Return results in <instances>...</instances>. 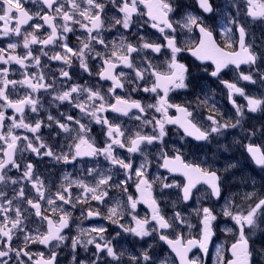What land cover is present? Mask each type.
<instances>
[{"label":"flooded vegetation","instance_id":"1","mask_svg":"<svg viewBox=\"0 0 264 264\" xmlns=\"http://www.w3.org/2000/svg\"><path fill=\"white\" fill-rule=\"evenodd\" d=\"M20 2L24 9L31 15H34L37 11H41V3L39 0H36V2L34 0H20ZM97 2L105 5L104 12L101 13V18L104 21L103 28L101 29V37L104 39L107 49L104 45L96 44L95 41L93 42V51H86L88 71L80 67L79 60L75 57L72 58L71 67H66L62 61L50 59L54 54H64L61 50V42L59 40L47 46L39 43L29 46L33 56L39 57V66L31 59L26 62L27 68L22 67L14 61L9 64L0 62V68L7 67L9 69L7 76L9 80L20 81L24 79L25 73L29 77L43 73L45 83L55 82V92L41 89L38 92L32 93L33 98L38 100L36 112H32L30 106H26L24 109L23 115L25 123L34 125L37 121L41 122V128L38 132L32 133L27 129L17 128L14 129L13 134L20 137L27 136L28 140L32 141L34 147H39L43 143L55 155L68 154L71 157L75 150V143L78 142L77 134L79 132V125L76 124V121H79L80 124L85 125L90 130L87 133V138L93 143V146L96 149H103L112 143V138L107 134V125L96 122V119L90 114L92 111L91 107L87 108V112H82L80 108L76 107L77 102L86 101L87 93H73L70 101L54 100V97L58 92L67 91L72 85H80L93 91H99L104 96L106 107L108 104H114L116 97H120L122 100L129 102L139 101L145 108L143 113L136 108H130L127 111V115H124L123 113L113 112L109 108L107 111L97 114L100 117H106L109 123L120 126L124 137L118 138L124 142V147L113 145L112 155L116 159L123 160L125 163L130 162L132 169L125 171L120 165L113 164L103 153L95 156L77 157L75 160L70 159L67 163L63 160L57 161L53 157L43 155L47 150L45 148H40L41 155L38 156L30 149H27L26 142L21 139L17 143V151L15 153L16 163L20 164L21 167L17 169L9 165L5 170L7 177H10L12 180H18L20 183H0V191L4 192L8 199H13L18 189L22 187L25 198L32 199L34 203L37 202V193L33 184L28 180H21L24 165L27 163H31L34 166L33 179L38 177L44 182L45 197H54L57 191H62L63 186L67 187L71 196L75 198L82 196V189L75 182H83L89 188H93L96 187L97 181L102 176H111L112 179L108 181V186H101V189L107 192V195L103 197L102 203L89 197L86 203L83 202V199L80 203H76L73 200L75 204L74 208L70 204L63 205L66 211L71 214V218L69 220V226L61 233L66 236V240L59 243L58 247L55 246L58 242L53 241L49 245L29 243L25 248V233L35 235L38 231L40 234H44L47 231V222L42 221L40 217L35 215L34 210L25 202V199L18 198L13 200V207H20L21 209L23 225L21 231H14L11 246L17 249L23 248L33 255V259H35L36 254L41 252L47 259L50 251H54L56 253L55 264H80L81 261H84L85 264H91V261L95 259L93 255L96 252L95 245H88L87 249H85L82 244H78L75 250H73L71 247L72 239L77 236H80L82 240L89 239L95 233L89 235L88 232H84L81 234V230L104 227L106 231L102 235L106 239L111 240L114 249L118 254H121L120 257L123 258L121 264H136V262L131 260V257L136 256L139 259V253L144 250H147L148 254L152 257L151 264H160L161 261H167V264H178L172 257L170 249H167V243L159 239V232H153L151 236L141 239L131 233L124 232L119 227V224H123L125 227H134V216L137 219L147 218L151 220L152 209L148 203H145L141 199V191L136 188L137 178L134 175V170L139 168L141 164L147 162L145 176L152 185L150 189L151 196L157 201L161 214L173 224L171 229L163 230V234L173 239L179 234L182 236V240L185 241L190 238L202 237V216L197 215L198 210H194L192 207L206 188L204 185L196 186L191 190L189 203H184L182 197L186 179L172 175L171 173L177 171H171L170 168L163 166L164 161L161 156V149H163V152L170 159L175 155H180L186 164L200 165L205 169L215 171L221 177L220 185L222 193L224 191V178L230 179L232 175L231 170L228 169L232 164L228 163L233 162V160H239L238 167L246 169L245 164L250 159L245 152L236 150L235 140H232L234 144H226L223 140L226 130L221 135L213 134L207 141H204L187 135L184 129L178 124H165L166 135L163 138L162 145L160 142L141 144L140 151L129 152L128 147L130 145L127 143L126 138H134L135 133L155 135L158 129H154V121L163 118V113L156 112L154 108L147 107L148 105L157 104V101L163 96V90L158 89L159 95L157 93L143 91L144 88H150L155 79L151 71L143 70L148 68L149 64L158 72H166L168 70L167 64L171 60V50L166 47L167 40L165 37L171 38L174 36L176 45L181 49L192 48L198 44L201 39L199 29L193 26L192 30L189 31L181 26L184 23V17L188 13L203 19L204 26L212 31L214 41L224 51H239V33L237 26L230 23L232 18H236L239 24L245 27V44L251 45V50L257 54V60L260 62L259 70L257 66L253 67L250 64L238 68L229 65L219 72L217 76H212L211 73L215 71L216 67L212 60H200L191 51L182 50L177 53L176 59L188 68L187 79L185 81L188 87L172 89L167 96L169 104L188 108L193 114V123L202 130L207 129L211 124L207 119L209 115H212L220 123L228 121L235 123L236 106H240L246 111L247 100L245 97H250L247 88L251 84V81L242 80L241 74L251 75L253 78V73L259 72L258 76H262V80L264 81V18H253L247 14V0H210L214 9L212 13H205L199 7L198 0H168L173 7V11L169 13L168 19L173 23L176 31L173 33L171 29L166 28L162 33L158 28L152 27L153 22L147 15V8L144 4L137 5L138 12L133 14L132 25L129 29H123L122 25L117 24L113 26L112 23L113 17L117 19L122 18L123 13H120L108 0H97ZM259 2L264 3V0H259ZM77 3H80L81 7H86L83 0H77ZM69 7L70 5L65 3V10ZM46 11L48 14H51L50 10ZM44 14L45 11H41V15ZM54 22L59 25V18ZM36 23L43 22L34 16L33 20L21 26V33L33 32L32 25ZM15 25L16 20L13 19L9 23V27L14 28ZM70 26L74 28V31L69 32L66 39L68 46L76 51L80 46L77 38L86 41L87 33L78 25ZM224 28H230L231 32L225 34ZM3 30L4 22L0 21V49H7L10 43H16L18 45L15 50L6 51L4 53L5 58L9 55H25L28 49L23 47V35L16 36L14 33H9L5 36L3 35ZM49 33L50 28L44 26L36 30L34 34L38 39H44ZM92 34L96 35V32L94 31ZM140 37H144V40H141ZM122 39L126 44H131L133 47H136L138 51L133 52L129 57L134 68H128L115 60L113 61L117 63L113 74L119 76L121 72L124 73V77H121V83L124 84V87L116 88L114 92L110 93L108 90L113 88V82L110 79H102L98 73L102 71L103 59H108L110 52L113 50V43L115 42V44L119 45ZM145 42L160 45L161 51L154 52L151 48L141 49L140 45ZM227 44H231L232 47H227ZM97 52L102 53V57L96 56L95 53ZM43 53H47V55H43ZM118 54L127 55L123 51ZM61 69L68 71L71 78L65 79L61 77ZM135 69L143 71V79H136ZM225 81L236 84L237 87L243 89L245 95L230 93V90L224 83ZM33 82L35 83L36 81ZM30 91L26 85L20 84H17L15 87L9 86L7 89L9 99L13 101L23 98ZM205 100H207V103H204ZM233 100L235 101V105L232 103ZM95 103L98 105L100 101L97 100ZM4 112L5 120L2 131L6 134L12 124L11 117L15 116L16 121L19 122L20 114L16 113L12 108L4 109ZM167 114L172 118L181 115L175 107L168 108ZM49 116L53 117V120L50 121L48 119ZM69 116L73 118L71 121L67 119ZM145 120H152L153 124H145ZM57 121L60 124H66L69 131L66 132L59 128ZM228 135L231 137L232 132L229 131ZM36 136H39V141L35 140ZM242 136L243 133L241 132L240 137ZM2 145L3 141L0 140V146ZM0 158H3L2 153H0ZM130 174L131 179H128ZM126 180L127 183L123 187H117L118 184ZM262 181L264 183V176L262 177ZM165 184L174 186L163 187ZM175 185H178V187ZM125 188L127 189L126 191L124 190ZM101 189L97 190V195L100 194ZM147 192L148 190L144 192L145 199L147 198ZM129 196L134 200L140 201L137 203L135 209L131 208L130 202L128 201ZM230 198L234 199L235 197ZM3 202V199L0 198V203ZM39 202L41 203L42 215H47L53 221H56L57 215L50 211L49 206L42 200ZM117 202H119L118 211L121 213V216L119 218V224H113L106 217L108 215V209L116 207ZM59 203L57 201V204ZM216 203L218 202L214 201V204ZM90 210L98 212L99 215L88 216L87 214ZM210 210L216 217L217 210L214 207ZM231 211L236 212L234 210ZM176 212H179L182 218L185 216L192 217L197 223L195 229H190L187 235L181 233L180 230L184 224H179L172 219ZM9 215L12 219L15 218L14 213L9 212ZM60 215H63V213H60ZM2 220L3 215L0 214V221ZM211 225L216 237L210 247L207 259L201 251L196 250L191 253L190 260H194L196 264H229V261L235 258L231 245L239 239L237 225L235 223L232 225L237 233L235 232L233 234L230 242L223 249H220L219 253L217 251L219 248L216 247L219 237L216 219L211 221ZM154 226L155 222H151L148 225L149 230ZM245 235L248 236L246 232ZM97 242L100 241L97 240ZM249 246L253 253L251 264H260L259 255L254 243L249 241ZM10 255L11 259L9 260V264H20V262L30 264L26 256H20L18 260L15 253H11ZM73 256L76 258L75 262L73 261ZM98 264H114V260L108 257L106 253H103V256H100ZM140 264H143L142 260Z\"/></svg>","mask_w":264,"mask_h":264},{"label":"snow or ice","instance_id":"2","mask_svg":"<svg viewBox=\"0 0 264 264\" xmlns=\"http://www.w3.org/2000/svg\"><path fill=\"white\" fill-rule=\"evenodd\" d=\"M36 2V0H34ZM41 3V11H45L44 15H41V11H37L34 15L29 14V12L24 9L20 0H0V21L4 22L3 35L7 36L9 33H14L16 36L23 35V47L28 49V51L23 56L9 55L5 58L4 53L8 50H15L17 48L16 43H10L7 46V49H0V62L3 64H9L10 62H15L21 65L24 68H27V61L31 59L37 66L40 64V59L37 56H33V53L30 49L31 44H42L44 46L51 45L59 40L60 47L63 55L57 53L50 57L51 60L62 61L66 67H71L72 58L75 57L79 60L80 67L85 71H88V64L86 62V51H93V42L96 44L104 45L107 49L104 39L101 37V29L103 28L104 21L101 18V13L104 12L105 5L103 3L97 2V0H83V3L86 4V7H81L80 3H77V0H39ZM114 7L118 9L120 13H123L122 18H112V23L114 25H122L123 29H129L133 23L132 17L134 13L138 12L137 5L144 4L147 8V15L152 20V27L158 28L160 32H164L165 29H171L175 33L176 29L173 27V23L169 21L168 15L173 11L172 4L168 0H108ZM65 3L70 5V7L65 10ZM199 7L205 13H212L214 11L210 0H198ZM247 14L253 18H264V3L259 2V0H247ZM46 10H50L51 14H48ZM239 11V9H237ZM38 18L43 23H36L32 25L33 32L31 33H21V26L27 24L29 21ZM78 17V18H77ZM59 18L60 23L57 25L54 21ZM15 19L16 25L14 28L9 27V23ZM179 23V22H176ZM230 23L237 26L239 33V51L236 52H227L224 51L213 39L212 31L204 26V21L202 18L197 17L191 13H188L184 17V23L181 25L182 28L192 30L193 26L199 29L201 39L198 44L192 48L181 49L176 45L175 37H165L167 40L166 47L171 50V60L167 64L166 72L155 71L149 64L148 68L143 71H151V74L155 77L154 82L150 88H144L145 92H153L159 95L158 89L163 90V96L157 101L156 105H148L149 108H154L156 112L163 113V118L160 120L154 121V129H158L155 135H141L140 133H135L134 138L128 137L127 143L130 145L128 147L129 152L140 151L141 144H153L154 142H160L163 144V138L166 135L165 124H178L182 127L187 135L194 136L197 140L207 141L210 136L213 134L221 135L225 130L229 128H236L241 125V121L245 119V110L240 106H236V121L232 123L230 121L220 123L212 115H209L207 118L211 124L207 129L202 130L195 123H193V114L186 107H181L180 105H172L167 101V96L170 90L187 88L188 85L185 82L187 79L188 68L186 65L179 63L176 59L177 53L182 50L191 51L194 56L200 60H212L215 63V71L211 73L212 76H217L221 69L228 67L230 64L235 65L237 68L241 63L245 64H255L258 57L257 54L251 50V45L245 44L246 30L243 25L239 24V21L236 18H232ZM70 25H78L81 29H84L87 33V39L80 40L78 39L79 47L76 51L72 47L68 46L67 43V34L73 32L74 28ZM163 25V26H161ZM47 26L50 28V33L44 39H38L34 34L36 30L41 29L42 27ZM59 29V31H58ZM96 32V35H93V32ZM225 34L231 32L230 28H224ZM30 37V38H29ZM141 40H144V37H140ZM227 47H232L231 44H227ZM141 49L151 48L154 52H160L161 46L158 44H149L142 43L140 45ZM126 52L127 55H119V52ZM138 49L133 47L131 44H126L123 39L119 45L113 43V50L109 54L108 59H103V68L98 75L102 79H110L113 82V88L109 89L110 93L114 92L116 88H123L124 84L121 83V77H124V73L121 72L119 76L114 75V69L117 67V61L125 65L128 68H134V65L131 63L129 57L133 52H137ZM47 55V53H43ZM96 56L102 57V53H95ZM143 71L140 69H135V77L137 80L143 79ZM9 69L7 67L0 68V140L3 141V145L0 146V153L3 154V158H0V183H12L18 184L20 181L12 180L10 177H7L5 170L8 166L15 167L19 169L20 164L16 163L15 153L17 151V143L21 139L26 142V148L30 149L32 152L36 153L38 156L41 155L40 148L47 149L43 155L53 157L57 161L63 160L64 162H69L75 160L77 157L82 156H95L99 153H103L107 159H110L113 164L120 165L125 171L132 169V164L125 163L123 160L116 159L112 155L113 145H118L124 147V142L118 137H124V133L120 130L119 125H113L109 123L106 117H100L97 114L107 111L109 108L116 113H123L127 115V111L130 108H136L141 113L145 111L144 106L141 105L139 101H127L122 100L120 97H116V102L114 104H106L104 102V96L100 94L99 91H93L92 89L82 87L80 85H72L67 91L58 92L54 97V100L59 101H70L72 99V94L87 93V99L85 102H77L76 107L80 108L82 112H87V108L91 107V116L96 119L97 123H103L107 125V134L112 138V143L108 144L103 149H96L93 146V143L87 138V133L90 131L85 125L80 124L79 121H76V124L79 125V132L77 134L78 142L75 143V150L72 153L71 157L68 154L55 155L47 145L41 143L39 147H34L32 141L28 140L27 136L20 137L13 134L14 129L23 128L27 129L32 133H37L41 128V122L37 121L34 125L24 122V109L26 106H30L32 112L37 111L38 100L33 98L32 93L38 92L43 89L45 91H53L56 89L53 83H45L44 75L40 73L38 75L29 77L25 73L24 79L20 81L9 80L7 79ZM60 76L65 79H70V74L68 71L61 69ZM241 79L245 81H251L255 83L251 75L241 74ZM33 81H36L35 83ZM227 88L230 90V93H239L240 95H245L243 89L236 86V84H231L224 82ZM17 84L26 85L31 91L26 93L23 98L17 99L15 101L9 99L7 89L9 86L15 87ZM247 100V111L249 113L264 112V99H257L255 97H245ZM99 100L100 103L97 105L95 102ZM207 103V100L204 101ZM235 105V101H232ZM170 107H175L177 111L181 114L178 117L172 118L167 114V110ZM12 108L16 113L20 114L19 122L16 121V117H11L12 124L8 128L7 133L5 134L2 129L4 127L5 112L4 109ZM139 118V117H138ZM48 119L51 121L53 117L49 116ZM69 121L73 118L71 116L67 117ZM145 124H153L152 120H145ZM59 128L64 131H69V128L66 124H60L57 121ZM257 131L260 132L261 136H264V127L249 131L247 133L248 137H253L257 134ZM39 136L35 137V140L39 141ZM247 151L251 154L255 163L261 166L264 169V150L259 146H256L252 143L247 145ZM161 156L163 158V166L165 168H170L171 171H182L183 174L187 177L188 182L183 186V200L187 201L190 199V193L196 184L204 181L207 183L212 191V194L215 196L220 195V182L221 177L217 175L215 171L210 169H205L200 165H191L183 162L180 155H175L173 158H168L166 153L161 149ZM33 165L27 163L24 165V171L22 173L21 180H28L33 184L35 191L37 193V202H33L32 199H26L24 189L21 187L18 189L16 195L13 199H8L6 194L0 191V198L3 199V203H0V214L3 215V220L0 221V264H9L11 259V253H15L17 259L19 260L20 256L28 257L30 264H55L56 253L50 251L49 257L46 259L44 254L38 253L33 259V255L28 251H25L23 248L17 249L11 246L13 240L14 231H21L23 225V214L20 207H13V200L22 198L25 199V202L34 210L35 215L40 217L42 221L47 222V231L44 234H40L38 231L35 235H30L25 233L24 235V245L25 248L29 243H39L43 245H49L51 242H58L55 246L58 247L59 243H62L66 240V236L62 235V231L69 226V220L71 214L66 211L63 207L65 204H70L72 207H75L73 200L76 203H80L83 199V202H87L88 198L91 197L93 200L103 202V197L107 195L106 191L101 189V186H108V181L112 179L111 176H102L100 180L97 181L96 187L89 188L83 182H75L82 189V196H77L73 198L67 187L62 186V191H57L54 194V197L49 196L45 197L44 192V182L38 177L33 179ZM147 167V162L141 164L139 168L134 170V175L137 178L136 188L141 191V199L145 203L149 204V207L152 209L151 220L137 219L135 216L133 220L135 221L134 227H125L123 224H119V218L121 213L118 211L119 202H117L116 207L108 209L107 219L111 220L113 224H119V227L123 229L124 232L131 233L134 236L144 237L151 236L153 232H159V239L166 242L173 251L179 256L180 264H196L194 260L187 259V253L191 250L192 247L199 245L200 248L207 251V243L212 236L211 221H214L216 217L212 214V211L209 208H202L197 211V215L202 216V225H203V240H188L185 245L182 243V236L177 234L175 239H170L168 235L163 234V230L171 229L173 224L169 222L168 219L161 214L159 205L157 201L151 196V184L145 176V170ZM91 171V170H90ZM128 179H131V174L128 176ZM127 183V180L118 184L117 187H123ZM255 181H253V184ZM174 185H163V187H173ZM178 187V185H175ZM100 190V194L97 195V190ZM127 190L126 188L124 189ZM147 192V198H144V192ZM245 199H251L252 204H250L246 209L240 211H230L229 208L231 205L226 207L223 210L225 216L230 217L235 221V224L238 226L239 239L236 243L231 245L233 256L235 257L232 261H229V264H251L252 251L249 246V236L245 235V229H255L258 226V220L264 217V197L255 196V194H246ZM44 201L48 206L50 211L53 214L57 215V220L53 221L49 216L42 215L41 212V203L39 201ZM57 201L60 203L57 204ZM131 208L135 209L137 203L140 201L132 199L131 196L128 197ZM9 212L14 213L15 218L12 219L9 215ZM63 213V215H60ZM88 216L99 215L98 212L89 211ZM174 221L179 224H185L186 220L181 217L179 212H176L172 218ZM151 222H155V226L149 230L148 225ZM106 231L104 227L93 228L90 230H81V232H88L91 235V238L82 240L80 236H77L72 239L71 247L73 250L77 247L78 244H82L85 249L88 245H95L96 252L93 254L95 259L91 261V264H98L100 261V254L106 253L108 257H111L114 261L120 260V255L112 246L111 240L106 239L102 234ZM226 231L231 232L233 229H226ZM119 235V233H117ZM99 240L100 242H97ZM218 253L220 249L217 250ZM75 256H73V261L75 262ZM131 260L140 264V261H143V264H151L152 257L148 254L147 250L142 251L140 258L132 256ZM23 264V262H20ZM80 264H85L84 261H81ZM160 264H167V261H161Z\"/></svg>","mask_w":264,"mask_h":264},{"label":"rangeland","instance_id":"3","mask_svg":"<svg viewBox=\"0 0 264 264\" xmlns=\"http://www.w3.org/2000/svg\"><path fill=\"white\" fill-rule=\"evenodd\" d=\"M257 68L259 70L260 62H258ZM257 73L259 74V72ZM253 80H254V76H253ZM254 81L255 83L251 82V84L248 85L247 91H248L249 96L255 97L257 99H264V87H261L260 84L256 80ZM262 127H264V112L249 113L246 110L245 119L241 121L240 126L236 127L235 130L232 131V132H235V134L232 135L230 138L228 135L230 129H227L226 134L223 137V140L226 142V144H230L232 138H235L236 136V138L239 139L238 134L239 132H242L244 134V139H247L245 144H248L247 142L249 141L251 137H248L247 133L249 131L258 130ZM257 135L259 137H264V136H261L259 131H257ZM233 161H236L237 163H239V160H233ZM240 193L242 194L241 191ZM250 204H252V200L247 203H243L240 197L233 199V198H230L227 194L224 195L223 199L220 202L214 204V201L211 199L210 195L204 191V193L201 195V197L197 200V202L195 203V205H193L192 208L194 210H199L202 208L211 209L212 207H214L217 210L216 221L218 225L219 237L217 239L216 247L219 249H223L229 243L228 239L230 235L236 232V230L232 227L235 221L232 220L230 217L225 216L223 214V210L229 205H231V207L229 208L230 211L231 210L240 211L242 209H246ZM183 218L186 220V223L184 224L180 232L187 235L190 229L192 230L195 229L197 223L190 216H185ZM226 229H233V231L228 232L226 231ZM237 229H238V226H237ZM245 232L250 237V239L254 241V245L259 255L260 264H264V217L258 220V226L255 229L246 228ZM141 253L142 252L139 253V256H141ZM100 256H103V254L101 253ZM122 261H123V258L120 257V260L114 261V264L116 263L121 264Z\"/></svg>","mask_w":264,"mask_h":264}]
</instances>
